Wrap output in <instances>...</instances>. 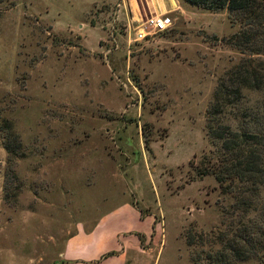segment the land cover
I'll list each match as a JSON object with an SVG mask.
<instances>
[{
  "label": "rangeland",
  "instance_id": "374dc122",
  "mask_svg": "<svg viewBox=\"0 0 264 264\" xmlns=\"http://www.w3.org/2000/svg\"><path fill=\"white\" fill-rule=\"evenodd\" d=\"M178 2L0 1V264L61 260L96 224L80 247L107 263L264 264L259 216L195 174L215 159L206 112L240 24ZM149 17L167 28L138 39Z\"/></svg>",
  "mask_w": 264,
  "mask_h": 264
},
{
  "label": "trees",
  "instance_id": "16d2710c",
  "mask_svg": "<svg viewBox=\"0 0 264 264\" xmlns=\"http://www.w3.org/2000/svg\"><path fill=\"white\" fill-rule=\"evenodd\" d=\"M182 1L211 12L226 10L231 23L240 24L236 33L221 41L243 57L218 79L206 112V135L215 159L195 167V174L212 175L220 192L231 196L230 214H257L252 227L264 236V1ZM245 91L263 94L252 100ZM243 231L250 230L243 225Z\"/></svg>",
  "mask_w": 264,
  "mask_h": 264
},
{
  "label": "crops",
  "instance_id": "0c3cea01",
  "mask_svg": "<svg viewBox=\"0 0 264 264\" xmlns=\"http://www.w3.org/2000/svg\"><path fill=\"white\" fill-rule=\"evenodd\" d=\"M174 2L175 6H172L170 0H158V3L166 11L181 8L178 0H174ZM97 228L98 224L94 225L91 230H88L89 232L82 229L77 230L73 236H70L65 240L60 252H58V257L62 259L57 261L52 259V261L47 264H113L105 262L106 259L103 258L102 254L96 255L94 252H91V250L86 251L84 247H80V243L83 242L82 239L95 233ZM121 253V256L117 259V262H114V264H131V260L124 258L125 251L122 250Z\"/></svg>",
  "mask_w": 264,
  "mask_h": 264
},
{
  "label": "built area",
  "instance_id": "2783aa9c",
  "mask_svg": "<svg viewBox=\"0 0 264 264\" xmlns=\"http://www.w3.org/2000/svg\"><path fill=\"white\" fill-rule=\"evenodd\" d=\"M166 22L167 21L164 18L149 17L138 23V25L134 28L135 34L138 39H144L148 34V32L146 31L147 29H150L155 33L165 31L167 28Z\"/></svg>",
  "mask_w": 264,
  "mask_h": 264
}]
</instances>
